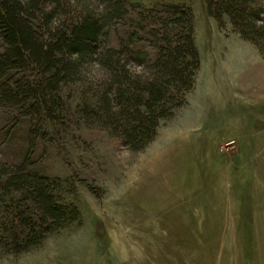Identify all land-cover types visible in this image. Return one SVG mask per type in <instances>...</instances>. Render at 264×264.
I'll return each instance as SVG.
<instances>
[{
	"label": "rangeland",
	"instance_id": "374dc122",
	"mask_svg": "<svg viewBox=\"0 0 264 264\" xmlns=\"http://www.w3.org/2000/svg\"><path fill=\"white\" fill-rule=\"evenodd\" d=\"M127 3L112 44L151 55L147 9L193 8L196 86L141 151L82 117L90 79L63 87L54 120L0 107V162L60 178L81 212L28 252L0 251V264H264V56L229 19L220 28L206 0Z\"/></svg>",
	"mask_w": 264,
	"mask_h": 264
},
{
	"label": "trees",
	"instance_id": "16d2710c",
	"mask_svg": "<svg viewBox=\"0 0 264 264\" xmlns=\"http://www.w3.org/2000/svg\"><path fill=\"white\" fill-rule=\"evenodd\" d=\"M206 4L220 28L229 19L264 56V0ZM127 5V0H0V107L54 120L63 87L90 79L81 93L82 117L104 122L133 151L145 149L161 120L172 117L195 88L201 58L188 4L168 3L162 11L144 13L154 54L132 44L115 47L111 32L130 14ZM63 190V180L30 170L27 162H0V251L28 252L80 220L79 208L63 201Z\"/></svg>",
	"mask_w": 264,
	"mask_h": 264
}]
</instances>
